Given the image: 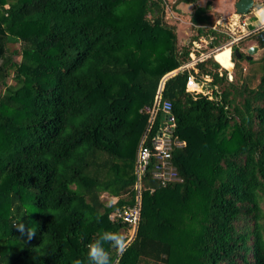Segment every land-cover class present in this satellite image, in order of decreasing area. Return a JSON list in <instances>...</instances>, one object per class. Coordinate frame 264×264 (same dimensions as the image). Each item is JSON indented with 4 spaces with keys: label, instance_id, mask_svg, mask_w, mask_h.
<instances>
[{
    "label": "trees",
    "instance_id": "1",
    "mask_svg": "<svg viewBox=\"0 0 264 264\" xmlns=\"http://www.w3.org/2000/svg\"><path fill=\"white\" fill-rule=\"evenodd\" d=\"M181 2L196 0L171 10ZM168 4L0 0V264H75L102 231L128 230L111 215L137 201V148L159 95L185 143L172 180L144 176L138 227L122 254L110 249L113 264H264V55L255 87L214 55L183 67L194 41L213 36L211 49L232 28L208 0L180 47ZM262 31L238 44L264 47ZM191 74L204 93L188 90Z\"/></svg>",
    "mask_w": 264,
    "mask_h": 264
},
{
    "label": "built area",
    "instance_id": "2",
    "mask_svg": "<svg viewBox=\"0 0 264 264\" xmlns=\"http://www.w3.org/2000/svg\"><path fill=\"white\" fill-rule=\"evenodd\" d=\"M251 13V12H249ZM248 13V14H249ZM246 14V15H248ZM241 15V14H240ZM245 16V15H244ZM247 28V23L242 22ZM217 25H214L213 28L217 29ZM244 28V29H246ZM231 29V28H230ZM259 30H249L244 32L241 30L242 34L239 36L233 35L234 31L230 30L231 39L227 42L215 46L211 49H206L203 51V42L208 46L212 43L214 37L209 38L202 37L201 39L194 41V46L191 52V60L185 64L183 67H193L197 61L202 60L203 58L214 55L215 53L225 45H234L241 38L249 35L250 33L257 32ZM223 31V30H222ZM229 34V30H225ZM199 52V53H197ZM182 68V67H181ZM170 74V73H169ZM206 80H210L209 77ZM205 82H199L196 77L191 74L187 81V88L189 91L200 93L205 92L204 84ZM150 112V117L146 130L144 131L141 140L139 142L136 159H135V174H136V183L134 188L137 194V201L133 205L124 207V209L118 214H112L111 218L120 217L123 222L128 225V233L126 234L128 240L130 241L135 234V231L138 227L139 220L141 217V205H142V180L146 173L151 169V173L154 177L161 180L163 185H165L169 180L173 179L174 175V164L172 163L173 148L175 144H181L185 142L175 141L173 134L176 127V117L172 112V102L168 99L161 101V97L157 98L154 106L152 108L147 107ZM162 111V119L158 125L157 131L152 134L153 126L156 122L158 112ZM153 190V189H152Z\"/></svg>",
    "mask_w": 264,
    "mask_h": 264
},
{
    "label": "rangeland",
    "instance_id": "3",
    "mask_svg": "<svg viewBox=\"0 0 264 264\" xmlns=\"http://www.w3.org/2000/svg\"><path fill=\"white\" fill-rule=\"evenodd\" d=\"M173 1L174 0H168L169 4L168 7H166L165 19L168 23H171L176 26L177 35H178V45L181 47L183 45L188 44L191 38L194 37V35L196 34L195 30L193 29L192 23L190 21L193 11L195 10L196 6L199 5L205 6L208 0H196L195 3L181 2L178 5V10H173V9L171 10L170 6ZM211 1H212V7H215L217 9V10L214 9V17L217 19L219 18V22H221L222 24L229 23L232 30L234 31V33L231 32L233 33V35L239 36L242 34L241 30H244V32L247 31L248 28L244 29L242 27H239L238 25L236 28L232 26L234 25L233 24V22H235L234 18L236 17L237 14L234 11L236 10L235 1L237 0H211ZM256 3L264 4V0H256ZM242 15L243 14H241V16ZM249 20L250 22L253 21L255 22V24H257L256 17L254 16L250 17ZM221 27L223 29H227L226 26H221ZM238 42L236 44H238ZM202 44H203L202 49L203 51H205V49H207V44L204 42ZM252 44H258V43L253 39H245L243 42L238 44L239 45L238 47L241 49L242 52L247 54V48ZM224 47L227 48L217 55V59L223 67L229 69V79L239 80V75L236 74V69H242L243 74L251 78L250 86L251 87L257 86L261 78V72L258 70L257 65L260 62V58L264 55V47L260 46L261 49L253 56L252 58L254 59L253 61L247 60L248 58L240 60L239 64L241 65V67L238 68H234L235 63L232 61V56H231V51H233L235 47L233 45H229V46L225 45ZM102 198L108 204L113 203L114 201L117 200L116 197H111L107 193H104L102 195ZM122 233L126 235L128 233V230L126 229L122 230Z\"/></svg>",
    "mask_w": 264,
    "mask_h": 264
},
{
    "label": "clouds",
    "instance_id": "4",
    "mask_svg": "<svg viewBox=\"0 0 264 264\" xmlns=\"http://www.w3.org/2000/svg\"><path fill=\"white\" fill-rule=\"evenodd\" d=\"M250 12L256 17L257 27L264 29V4H257L256 0H253ZM232 52L233 51H231V56ZM17 226L21 232L24 231L23 224H17ZM34 233L35 232L29 230V238H31ZM129 243L130 241L124 233L104 230L87 245L86 259H77L75 264H113L110 249L122 254Z\"/></svg>",
    "mask_w": 264,
    "mask_h": 264
},
{
    "label": "water",
    "instance_id": "5",
    "mask_svg": "<svg viewBox=\"0 0 264 264\" xmlns=\"http://www.w3.org/2000/svg\"><path fill=\"white\" fill-rule=\"evenodd\" d=\"M253 0H238L235 4L237 13L248 14L251 10ZM260 37L264 42V31L260 33ZM261 49L258 44H252L247 48V58L252 59L253 56ZM235 57H232V61L235 63L237 59L242 57V51L239 47L234 49Z\"/></svg>",
    "mask_w": 264,
    "mask_h": 264
},
{
    "label": "crops",
    "instance_id": "6",
    "mask_svg": "<svg viewBox=\"0 0 264 264\" xmlns=\"http://www.w3.org/2000/svg\"><path fill=\"white\" fill-rule=\"evenodd\" d=\"M238 1V0H237ZM237 1H235V4H236V2ZM235 8H236V6H235ZM213 9H215V10H217L215 7H213ZM236 13H237V9L236 10H234ZM254 15L252 14V13H249V15H238V13L236 14V17L234 18L235 19V22L237 23V25L239 26V27H242V28H246V26L244 25V24H242V22H246L247 23V31H249V30H255V29H258L259 27H257V24H255V22H250V17H253ZM255 17V16H254ZM218 20H219V18H218ZM237 27V26H236ZM236 27H234V28H236ZM246 31V32H247ZM246 32H245V34H246ZM231 50H232V48H231ZM218 55V54H217ZM217 55H215V56H217Z\"/></svg>",
    "mask_w": 264,
    "mask_h": 264
},
{
    "label": "bare ground",
    "instance_id": "7",
    "mask_svg": "<svg viewBox=\"0 0 264 264\" xmlns=\"http://www.w3.org/2000/svg\"><path fill=\"white\" fill-rule=\"evenodd\" d=\"M226 46H227V45H226ZM226 48H227V47L222 46V47L216 52V54H217V53H220V52H222V51H224Z\"/></svg>",
    "mask_w": 264,
    "mask_h": 264
},
{
    "label": "flooded vegetation",
    "instance_id": "8",
    "mask_svg": "<svg viewBox=\"0 0 264 264\" xmlns=\"http://www.w3.org/2000/svg\"><path fill=\"white\" fill-rule=\"evenodd\" d=\"M261 30H263V31H264V29H261V28H259V30H258V31H261ZM258 31H257V32H258ZM255 41H256V40H255ZM257 43H258V42H257Z\"/></svg>",
    "mask_w": 264,
    "mask_h": 264
}]
</instances>
